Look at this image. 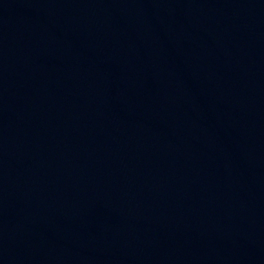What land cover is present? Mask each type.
Wrapping results in <instances>:
<instances>
[{
    "label": "water",
    "instance_id": "1",
    "mask_svg": "<svg viewBox=\"0 0 264 264\" xmlns=\"http://www.w3.org/2000/svg\"><path fill=\"white\" fill-rule=\"evenodd\" d=\"M0 264H264V0H0Z\"/></svg>",
    "mask_w": 264,
    "mask_h": 264
}]
</instances>
